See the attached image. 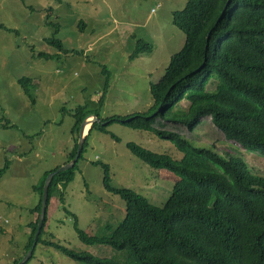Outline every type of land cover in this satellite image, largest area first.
Listing matches in <instances>:
<instances>
[{"label": "rangeland", "instance_id": "rangeland-1", "mask_svg": "<svg viewBox=\"0 0 264 264\" xmlns=\"http://www.w3.org/2000/svg\"><path fill=\"white\" fill-rule=\"evenodd\" d=\"M185 1L94 0L86 4L76 0H0V169L7 159L4 170H0V264H11L28 251L25 252L30 234L28 222L32 220L29 205L36 200L32 187L44 169L66 159L64 148L72 143L74 108L85 105L105 118L146 112L152 105L149 85L161 77L170 54L183 41V32L171 23L170 14ZM94 4L95 15L88 19L83 13ZM113 15L138 22L134 41L115 42L123 38L118 25L114 26L118 34L113 39L114 34L103 33L107 26L115 24ZM80 17L86 22L82 30L77 19ZM56 27V36L64 45L82 49L83 53L31 58V45L50 53L56 50L45 41ZM136 38L150 42L151 50L128 62L123 50H133ZM88 45L92 46L85 48ZM102 63L110 76L99 105ZM24 76L36 79L35 85H29L33 99L17 81ZM186 105L181 100L172 111ZM160 122L166 123L164 129L178 132L194 145L213 147L226 156H242L252 172L264 176V154L225 139L210 118H201L190 131L164 119ZM105 129L107 132L93 128L87 136L74 178L63 188V200L51 197L42 237L75 251L122 260V250L105 243H85L74 226L76 218L79 228L104 236L124 217L123 200L102 186L101 162L108 166L110 184L130 188L161 206L176 176L166 169L152 168L126 143L133 141L175 159L181 152L151 131L120 122L110 123ZM33 248L26 264H86L52 244L39 241Z\"/></svg>", "mask_w": 264, "mask_h": 264}, {"label": "trees", "instance_id": "trees-1", "mask_svg": "<svg viewBox=\"0 0 264 264\" xmlns=\"http://www.w3.org/2000/svg\"><path fill=\"white\" fill-rule=\"evenodd\" d=\"M226 3L227 0H186L180 9L171 11L170 21L183 32V41L170 54L161 77L150 83L152 105L146 112L102 118L85 105L72 112L73 144L66 161L76 152L81 121L91 113L100 122L92 124L87 136L93 128L107 132L108 124L120 122L133 129L151 131L181 152L180 158L175 159L133 141L126 143L133 154L152 168H163L176 176L161 206L130 188L110 184L108 166L101 162L102 186L123 200L124 217L104 236L79 228L76 218L74 226L83 242L108 244L122 250L123 259L75 251L42 237L50 199L57 196L63 200V188L74 178L87 136L72 168L54 174L51 179L37 242L55 245L86 264H264V176L252 172L242 156H226L213 147L194 145L178 132L164 129L166 123L160 122L164 119L190 131L201 118L208 117L225 139L264 154V0ZM78 24L80 30L84 29L85 21L79 19ZM57 29L45 38L47 43L63 53H83L82 49L64 46L62 38L56 36ZM148 50L151 43L136 38L129 56ZM35 55L48 58L56 53L37 51ZM102 75L99 105L110 76L104 64ZM19 83L32 96L31 79L22 77ZM181 100L187 102L186 107L172 111ZM110 136L117 139L114 134ZM58 165L46 170L33 185L37 196L32 208L35 217L29 223L31 231L25 252L33 243L43 182Z\"/></svg>", "mask_w": 264, "mask_h": 264}, {"label": "crops", "instance_id": "crops-1", "mask_svg": "<svg viewBox=\"0 0 264 264\" xmlns=\"http://www.w3.org/2000/svg\"><path fill=\"white\" fill-rule=\"evenodd\" d=\"M102 1V3L103 2H105V0H101ZM115 2H117V3H126L127 2V0H114ZM76 2H84V3H86V4H88L89 2H92V3H94V0H76ZM117 8H118V5H117ZM94 9L96 10L97 9V5L96 4H94V5H92L90 8H89V10L88 11H86V12H84L83 13V15H85L88 19H92L93 18V15H95V12H94ZM121 9V8H120ZM121 11V10H120ZM78 20L79 19H82L83 20V17H80V18H77ZM113 19L115 20L114 22H115V24H113L112 26H107V28H106V30H104L103 31V33L104 34H114L113 36H112V38H110V39H113V37L115 36V34H118L116 31H115V29H114V26L115 25H118V28H119V30H120V33L122 34V36H123V38H119V40L118 39H115V42L117 41H120V40H122V42L124 41V42H127L128 40H129V42L128 43H130V42H132V41H134V37L135 36H133L134 34H133V32H134V28H135V26L138 24V22H135V21H133L132 22V20H130V19H125V18H122V17H120L119 15H113ZM84 21V20H83ZM86 23V22H85ZM108 25V24H107ZM90 43H92V42H89V44ZM64 46H66V45H64ZM92 45H88L87 47H85V48H90ZM66 47H68V48H75V47H71V46H66ZM30 50H29V53H30V57L31 58H37V57H40V56H36L35 54H36V52L37 51H44V50H36L35 49V45H31L30 47ZM80 48H83V46L82 45H80ZM132 49H134V48H132ZM57 50V51H56ZM54 52H52V53H56V55H54V56H58L59 54H61L62 52L61 51H59L58 49H56ZM85 50V49H84ZM131 50V49H130ZM129 50V51H130ZM129 51H125V50H123V52H124V56H127L126 58H127V60H128V62H130V60H135L136 58H138L139 56H142V54H144V53H147V52H140L139 54H137V55H134V56H129V53H131L132 52V50L129 52ZM47 52V51H46ZM67 53H71V52H67ZM67 53H65V54H67ZM72 53H74V52H72ZM141 54V55H140ZM103 61V60H102ZM103 64V63H102ZM102 72V71H101ZM151 73V72H150ZM24 77H29V76H24ZM20 78H22V77H20ZM30 79H31V83L32 84H34L35 85V83H36V79L34 78V77H29ZM17 81H18V83H19V78L17 79ZM21 85V84H20ZM22 86V85H21ZM33 90V89H32ZM25 92V91H24ZM32 92V91H31ZM26 93V92H25ZM27 94V93H26ZM28 95V94H27ZM29 96V95H28ZM29 97H31L32 99H33V96H29ZM72 144H73V139H72V143H70L69 145L67 144L66 146H65V148H64V154H65V157L67 158V153L70 151V149H71V147H72ZM1 154V153H0ZM1 156H2V154H1ZM4 162V165L2 166V168L0 169L1 170V172L4 170V168H5V165H7V159H4L3 160ZM66 161V159L65 160H62L61 162H59L58 164H61V163H64ZM58 164H55L54 166H56V165H58ZM54 166H53V168H54ZM52 169V168H51ZM46 170H48V169H44V171H43V173L46 171ZM50 170V169H49ZM42 173V174H43ZM40 180V179H39ZM35 184V183H34ZM32 189H33V187H32ZM34 191V190H33ZM35 194V193H34ZM35 196H36V194H35ZM36 200H37V196H36ZM36 200H35V202L33 203V201L30 203V213L32 214V220L31 221H33L34 220V217H35V214H33V212H32V208H33V206H34V204L36 203ZM31 221H29L28 222V227H29V232L31 231V229H30V226H29V223L31 222ZM30 235V234H29ZM29 239V238H28ZM28 242V241H27ZM27 244V243H26Z\"/></svg>", "mask_w": 264, "mask_h": 264}, {"label": "water", "instance_id": "water-1", "mask_svg": "<svg viewBox=\"0 0 264 264\" xmlns=\"http://www.w3.org/2000/svg\"><path fill=\"white\" fill-rule=\"evenodd\" d=\"M228 1L229 0H227V3H228ZM224 7H223V9H224ZM223 9H222L221 13L223 12ZM205 40H207V34H206ZM205 46H206V41L204 43V47ZM95 122H100V119L96 114L91 113V114L86 115L83 118V120L80 123L79 129H78L77 147H76V152H75L74 156L72 158H70L69 160L65 161L64 163H61L60 165H58L55 170L49 172L47 174V176L45 177V180H44L43 186H42L40 212L38 215L36 229H35L34 234H33V243H32V246L28 249V251L20 258V260L16 264H24L30 258V256L33 253V247L35 246V244L37 242L40 229H41L43 222H44V219H45L47 200H48V188H49V184L51 182L53 175L60 172V171L72 168V166L74 165L76 159L78 158V156H79V154L83 148V143H84L85 137L87 136L89 129L91 128L92 124ZM87 124L89 126L85 130V126ZM101 124H103V122H101Z\"/></svg>", "mask_w": 264, "mask_h": 264}, {"label": "bare ground", "instance_id": "bare-ground-1", "mask_svg": "<svg viewBox=\"0 0 264 264\" xmlns=\"http://www.w3.org/2000/svg\"><path fill=\"white\" fill-rule=\"evenodd\" d=\"M88 126H89L88 124L85 126V130H86V128H88Z\"/></svg>", "mask_w": 264, "mask_h": 264}]
</instances>
